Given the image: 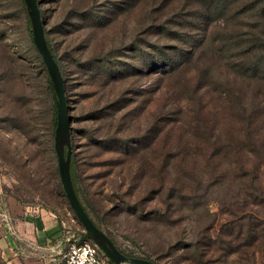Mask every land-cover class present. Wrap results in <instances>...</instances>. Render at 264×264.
Returning a JSON list of instances; mask_svg holds the SVG:
<instances>
[{
    "label": "rangeland",
    "instance_id": "1",
    "mask_svg": "<svg viewBox=\"0 0 264 264\" xmlns=\"http://www.w3.org/2000/svg\"><path fill=\"white\" fill-rule=\"evenodd\" d=\"M38 2L98 226L157 264H264V0ZM50 81L28 1L0 0V208L52 211L69 238Z\"/></svg>",
    "mask_w": 264,
    "mask_h": 264
},
{
    "label": "water",
    "instance_id": "2",
    "mask_svg": "<svg viewBox=\"0 0 264 264\" xmlns=\"http://www.w3.org/2000/svg\"><path fill=\"white\" fill-rule=\"evenodd\" d=\"M33 25V40L43 57L51 76L57 98V128L55 149L58 157L61 182L63 184L69 203L76 213L78 219L83 224L86 236L101 247L105 254L115 264H157L154 261L133 257L122 252L114 241L96 225L91 216L85 209L80 197L78 196L73 184L71 174V117L68 110L65 79L56 58L54 57L45 34L41 10L38 0H27ZM64 142L69 144L68 152H65Z\"/></svg>",
    "mask_w": 264,
    "mask_h": 264
},
{
    "label": "crops",
    "instance_id": "3",
    "mask_svg": "<svg viewBox=\"0 0 264 264\" xmlns=\"http://www.w3.org/2000/svg\"><path fill=\"white\" fill-rule=\"evenodd\" d=\"M15 214L0 208L2 264H58L64 260L70 233L54 212L28 210L22 216Z\"/></svg>",
    "mask_w": 264,
    "mask_h": 264
},
{
    "label": "built area",
    "instance_id": "4",
    "mask_svg": "<svg viewBox=\"0 0 264 264\" xmlns=\"http://www.w3.org/2000/svg\"><path fill=\"white\" fill-rule=\"evenodd\" d=\"M82 240V236L68 238V250L64 260L58 264H111L110 258L95 242Z\"/></svg>",
    "mask_w": 264,
    "mask_h": 264
},
{
    "label": "trees",
    "instance_id": "5",
    "mask_svg": "<svg viewBox=\"0 0 264 264\" xmlns=\"http://www.w3.org/2000/svg\"><path fill=\"white\" fill-rule=\"evenodd\" d=\"M48 41V40H47ZM48 44H49V42H48ZM49 47H50V49H51V46H50V44H49ZM51 51H52V49H51ZM52 53H53V51H52ZM53 55H54V57L56 58V56H55V54L53 53ZM57 60V59H56ZM58 62V61H57ZM171 65H173L172 63H170ZM169 64V65H170ZM250 68V70H252L253 71V73L254 74H256V75H258V74H264V59H260V60H258V61H255L253 64H251L250 66H249ZM50 84H51V87H52V89H53V92L55 93V91H54V88H53V84H52V82L50 81ZM56 115H57V106H56ZM68 152V151H67ZM72 174V173H71ZM72 180H74L73 179V176H72ZM73 184H74V187H75V189H76V185H75V182L73 181ZM76 192H77V189H76ZM78 194V193H77ZM79 196V195H78ZM82 201V200H81ZM82 203H83V201H82ZM83 205H84V203H83ZM84 207H85V209L87 210V212H88V214L90 215V213H89V211H88V209L86 208V206L84 205ZM91 216V215H90ZM92 218V217H91ZM94 221V220H93ZM95 222V221H94ZM96 223V222H95ZM96 225L98 226V224L96 223ZM99 227V226H98ZM79 236H82V240H80V241H84V240H88V241H91L87 236H86V233H83V234H81V235H79ZM0 262H2L1 261V259H0ZM110 262H111V264H115L112 260H110Z\"/></svg>",
    "mask_w": 264,
    "mask_h": 264
}]
</instances>
